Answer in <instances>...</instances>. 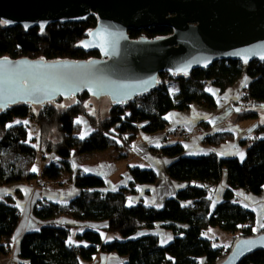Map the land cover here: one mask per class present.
Instances as JSON below:
<instances>
[{
  "label": "trees",
  "instance_id": "trees-1",
  "mask_svg": "<svg viewBox=\"0 0 264 264\" xmlns=\"http://www.w3.org/2000/svg\"><path fill=\"white\" fill-rule=\"evenodd\" d=\"M94 14L78 22L53 23L44 31L24 30L20 26L0 24V58L56 61H87L100 58L97 52L85 53L80 42L96 26ZM171 34L168 27H152L143 31H128L131 40L160 39ZM250 79L238 105L234 123L259 117L264 106V62L243 65L236 61H220L210 68L198 69L189 76L162 73L157 86L148 94L138 96L123 106H111L105 118H96L86 111L85 93L65 109H57L52 102L44 106L17 104L0 111V187L30 184L38 178L55 183L62 173L71 171V160L90 154L111 153L115 162H128L140 134L152 135L167 126L170 112H185L191 105L213 111L215 99L207 92L210 87L223 93L239 78ZM171 84L176 92L169 91ZM62 100V99H58ZM56 100V101H58ZM54 102V101H53ZM85 117L90 134L80 139ZM29 120L37 129L36 138H28ZM19 121L20 123H16ZM11 125V126H9ZM207 130L209 125L199 124ZM235 139L232 132L207 135L206 147H218ZM245 148L244 158H219L210 153L187 157L183 146L175 142L151 149L169 162L167 178L182 185L175 196L165 200L160 209L148 208L129 196L136 194V186L153 185L156 172L129 167L130 183L116 192H102L105 182L98 176L77 172L70 182L79 194L66 205L37 202L33 216L46 221L38 231L25 234L19 243L18 257L28 264L90 263L100 253H115L124 264H220L240 240L257 237L264 227L257 228L253 211L236 203L235 192L258 196L264 185V123L255 127L252 135L239 141ZM53 153L59 159L45 166L40 175L31 171L37 152ZM225 177L226 189L222 200L212 205V189ZM21 213L12 196L0 199V255L6 256L20 222ZM60 219L59 222L54 220ZM106 224L93 230L87 224ZM157 225L172 235L165 245L155 235L135 238L141 230H153ZM211 228H218L231 237L228 248L214 247L205 238ZM74 241L69 243L71 233ZM101 232L117 236L109 242ZM239 264H264V252L246 256Z\"/></svg>",
  "mask_w": 264,
  "mask_h": 264
},
{
  "label": "water",
  "instance_id": "water-1",
  "mask_svg": "<svg viewBox=\"0 0 264 264\" xmlns=\"http://www.w3.org/2000/svg\"><path fill=\"white\" fill-rule=\"evenodd\" d=\"M92 14L96 26L80 48L100 58H0V111L58 99L68 107L82 93L123 106L153 90L162 73L187 77L220 61L264 62V0H0V19L24 30L44 31L53 23L78 22ZM152 27H168L171 34L152 40L128 36V31ZM21 80L40 91L22 94L17 87ZM257 251L264 252V233L236 242L220 264H239Z\"/></svg>",
  "mask_w": 264,
  "mask_h": 264
},
{
  "label": "crops",
  "instance_id": "crops-1",
  "mask_svg": "<svg viewBox=\"0 0 264 264\" xmlns=\"http://www.w3.org/2000/svg\"><path fill=\"white\" fill-rule=\"evenodd\" d=\"M249 83V77L243 74L232 87L223 93H220L214 87H210L207 92L216 102V108L213 111L206 110L199 105H191L189 110L185 112H170L166 116L167 126L163 131L152 135L140 134L136 138L133 146V157L126 163L115 162L108 155L106 157V153L90 154L71 160V171L69 173H62L61 178L65 176V179L64 182L58 181L59 185H62L60 187L53 186V183L50 182V185L45 190H42L39 184L40 181L45 179L40 178L30 184H14L0 187V199L12 196L16 208L21 213V219L14 232L10 251L6 256L0 255V264H28L27 261L21 260L18 257L20 240L25 234L38 231L43 224L47 223L33 216L32 209L34 205L41 201L59 205L69 203L70 200L79 194V190L70 182V178L74 177L77 172L100 177L105 182V186L100 191L112 193L121 188H126L130 183L131 180L128 175L129 167L153 170L158 176L156 183L153 185L136 186V194L128 198L133 203L140 201L145 207L160 209L163 207L165 200L175 196L176 192L182 188V185L174 183L167 178L165 168L169 160L165 159L161 154L153 153L150 150L174 143L170 138V134L174 130L180 129L183 133L182 138H179L180 141L175 142L182 144L183 153L187 157H200L212 153L219 158H240L243 153V147L239 141L249 137L248 133L244 137H238L233 133L235 137L233 141L214 148L204 146L202 140L207 135L230 132L228 129H225L227 128L225 127V122L227 121L229 124L234 123L235 113L237 112L234 107H239V100ZM173 87L176 92V86ZM200 123L208 124L209 128L207 130L200 129ZM225 189L226 179L224 177L219 185L211 191L212 205H216L222 200ZM244 194V192L239 190L235 192L236 203L253 211L252 207L244 202ZM59 221L60 219L54 220V222ZM105 225L104 223L87 224L86 227L96 230L104 228ZM259 226L261 225L257 224V228H260ZM214 229L221 231L218 228ZM206 234L205 238L210 240L208 238L209 235L207 236ZM147 235L157 236L161 245L169 243L172 238L171 233L165 231L161 225H157L153 230H141L135 235V238ZM101 236L105 242L118 239L117 236L103 232H101ZM211 242L214 247H217L213 241ZM229 245L230 242L218 248L226 249ZM87 264H124V259L115 253H100L92 262Z\"/></svg>",
  "mask_w": 264,
  "mask_h": 264
},
{
  "label": "rangeland",
  "instance_id": "rangeland-1",
  "mask_svg": "<svg viewBox=\"0 0 264 264\" xmlns=\"http://www.w3.org/2000/svg\"><path fill=\"white\" fill-rule=\"evenodd\" d=\"M176 86L175 84H171L169 87V91L171 92H175V90L173 89ZM75 101L76 98L74 97ZM74 101V103H75ZM240 101V100H239ZM85 107H86V111L89 115H92L96 118H105L109 112L111 105V102L109 101V99L107 97L102 96L101 101L98 102L95 98H88L87 100H85ZM52 104L57 108V109H65L67 107L63 106V100H58V101H54L52 102ZM71 106V105H70ZM69 107V106H68ZM241 107H234V109L236 111H238ZM259 112V117L256 119H251V120H245V121H241L239 122L237 125L235 124H229L227 123V121L225 122V129H228L230 132L236 134L238 137H244V135L246 133H248L247 135H252V131L255 127H257L260 124L264 123V110L263 108L258 110ZM81 121V134L84 133L86 138L90 132H91V128L89 126V124L86 121L85 117H81L79 119ZM25 121H27V123H25L26 125H28V138L32 139V138H36L37 136V129L34 123H32L29 120H21L22 123H24ZM176 130H174L171 134H170V138L172 139V141L175 143V141H180L179 139V134ZM251 133V134H249ZM80 134V136H81ZM136 141V140H135ZM135 144V143H134ZM106 153V157L107 155L109 156V158L112 160L113 159V155L111 153L105 152ZM244 154H245V148L243 147V153L242 156H240V160H242L244 158ZM79 158V157H77ZM59 158L53 154V153H44L43 155H41L40 151L38 150L37 152V158H36V162L34 164V167H36L38 169L37 172H34L35 174H40L42 172V170L44 169L45 166H48L50 163H54L58 160ZM74 159V158H73ZM118 163H125V162H118ZM65 176H63L60 181L64 182ZM43 182V181H40ZM61 184V183H60ZM40 185V184H39ZM53 186L56 187H60L62 185H59V182H55L53 183ZM236 199V197H235ZM237 202V201H236ZM244 202L249 205L250 207H252V210L255 212V216H256V223L258 225L264 224V185L262 188V192L260 195L255 196V195H250V194H244ZM261 227V226H259ZM210 230V231H209ZM208 233L206 234L208 236V238L213 241L215 243V246L220 247L225 245L226 243L231 244V237L226 234L225 232H221L218 231L217 229L211 228L209 229ZM74 233L72 232L69 238V241L73 242L74 241ZM84 264H87L86 262Z\"/></svg>",
  "mask_w": 264,
  "mask_h": 264
},
{
  "label": "snow or ice",
  "instance_id": "snow-or-ice-1",
  "mask_svg": "<svg viewBox=\"0 0 264 264\" xmlns=\"http://www.w3.org/2000/svg\"><path fill=\"white\" fill-rule=\"evenodd\" d=\"M8 23H10V21L0 19V24L7 25ZM41 27H43V26H41ZM236 54L237 55H240V53H236ZM262 58H264V57H262ZM245 62H247V60H245ZM185 74H187V73L185 72ZM12 83L15 84V82H12ZM17 87L19 88V90H20V92L22 94H27L29 96H35L40 91V89L38 87H35V86H33L32 88H30L26 80H21L19 82V85H17ZM34 102H41V101H34ZM16 123H20V122L17 121ZM24 123H27V121H25ZM76 123L79 124V123H81V121L80 120H77ZM9 126H11V125H9ZM84 137H85V134L82 133L81 136H80V139H84ZM31 171L32 172H37L38 169L36 167H33L31 169ZM85 171H87V169H85ZM261 227H264V224H261ZM69 243H71V241H69ZM251 244H252L251 241H245L244 242V245H246V246H250Z\"/></svg>",
  "mask_w": 264,
  "mask_h": 264
},
{
  "label": "built area",
  "instance_id": "built-area-1",
  "mask_svg": "<svg viewBox=\"0 0 264 264\" xmlns=\"http://www.w3.org/2000/svg\"><path fill=\"white\" fill-rule=\"evenodd\" d=\"M178 133H176V134H179V135H177V136H179V138H182V131H180V129H177L176 130ZM50 185V182H48L47 180H43V182H40V187H41V189L42 190H45L48 186Z\"/></svg>",
  "mask_w": 264,
  "mask_h": 264
}]
</instances>
